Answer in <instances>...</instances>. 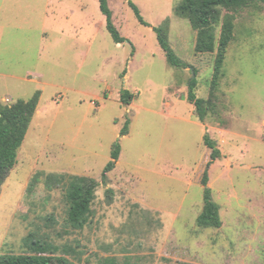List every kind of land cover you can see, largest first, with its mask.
<instances>
[{
  "label": "rangeland",
  "instance_id": "1",
  "mask_svg": "<svg viewBox=\"0 0 264 264\" xmlns=\"http://www.w3.org/2000/svg\"><path fill=\"white\" fill-rule=\"evenodd\" d=\"M182 1L109 0L127 40L116 44L99 0H0V103L42 94L1 187L0 256L34 254L31 237L57 249L46 254L51 264H264V4L234 13L215 112L203 123L187 100L189 82L211 100L217 52L196 53L197 32L175 14ZM166 20L185 69L167 63L153 31ZM123 90L135 96L131 105L121 103ZM206 135L222 154L209 169L220 229L197 224ZM50 175L100 183L83 229L69 225L65 189L48 185Z\"/></svg>",
  "mask_w": 264,
  "mask_h": 264
},
{
  "label": "trees",
  "instance_id": "2",
  "mask_svg": "<svg viewBox=\"0 0 264 264\" xmlns=\"http://www.w3.org/2000/svg\"><path fill=\"white\" fill-rule=\"evenodd\" d=\"M100 10L106 18V27L116 44H123L127 40L116 27L113 20V13L109 6V0H99ZM263 3L264 0H183L176 8L175 14L181 18L189 20L192 28L197 32V42L195 51L197 54L216 53L214 74L211 87V100L199 98L196 94L198 82L191 79L189 82L188 102L194 106L196 116L201 122H205L207 117L215 112L214 99L221 80L224 77V65L228 48L234 40L235 16L245 8L255 4ZM136 17L143 26H150L143 18L140 9L133 2H129ZM227 12L224 15V12ZM221 27L218 38L217 31ZM153 31L157 35L158 43L163 50L167 63L174 68H187L188 65L178 57L169 41V20L155 27ZM134 54V50H133ZM41 91H37L30 100H19L12 105H2L0 103V193L1 187L8 178L10 172L18 162L19 151L25 141L32 120L39 106ZM121 103L131 105L135 96L128 90L120 93ZM129 121L121 131V137L128 135ZM205 144L211 150L210 160L207 164L201 184L204 188V206L198 217L197 224L201 228L220 229L223 222L220 216V207L213 198V193L209 187V169L214 162L221 159L222 154L216 141L205 137ZM122 147L120 143L113 146L111 161L102 173L103 185L109 183L108 175L116 169L120 159ZM37 177L32 181L31 187L37 181ZM48 185H61L65 189V197L68 203V223L74 229H83L90 219L96 192L100 183L93 178L69 175H50L47 180ZM113 189L106 190L109 200L113 197ZM25 245L34 254L32 255H2L0 264H51L52 259L47 253H55L57 249L43 246L31 237L25 239Z\"/></svg>",
  "mask_w": 264,
  "mask_h": 264
},
{
  "label": "water",
  "instance_id": "3",
  "mask_svg": "<svg viewBox=\"0 0 264 264\" xmlns=\"http://www.w3.org/2000/svg\"><path fill=\"white\" fill-rule=\"evenodd\" d=\"M194 73V72H193ZM194 76H195V73H194Z\"/></svg>",
  "mask_w": 264,
  "mask_h": 264
}]
</instances>
